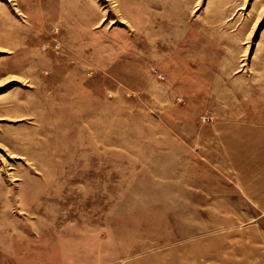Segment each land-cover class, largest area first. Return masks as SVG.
Listing matches in <instances>:
<instances>
[{
    "label": "rangeland",
    "instance_id": "rangeland-1",
    "mask_svg": "<svg viewBox=\"0 0 264 264\" xmlns=\"http://www.w3.org/2000/svg\"><path fill=\"white\" fill-rule=\"evenodd\" d=\"M0 264H264V0H0Z\"/></svg>",
    "mask_w": 264,
    "mask_h": 264
}]
</instances>
